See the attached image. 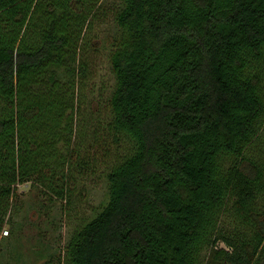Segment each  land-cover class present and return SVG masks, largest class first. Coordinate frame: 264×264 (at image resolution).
Here are the masks:
<instances>
[{
  "label": "trees",
  "instance_id": "obj_1",
  "mask_svg": "<svg viewBox=\"0 0 264 264\" xmlns=\"http://www.w3.org/2000/svg\"><path fill=\"white\" fill-rule=\"evenodd\" d=\"M99 167L59 264H264V0H0V231L18 184L70 206Z\"/></svg>",
  "mask_w": 264,
  "mask_h": 264
},
{
  "label": "rangeland",
  "instance_id": "obj_2",
  "mask_svg": "<svg viewBox=\"0 0 264 264\" xmlns=\"http://www.w3.org/2000/svg\"><path fill=\"white\" fill-rule=\"evenodd\" d=\"M112 34L109 18L108 22L94 27L90 38L92 48L88 58L93 78L89 87L94 88L93 99L99 97L102 85L106 87L107 95L113 82L107 62ZM92 106L93 109L97 107L95 103ZM99 168L94 175L82 178L70 206L55 198L49 200L34 182L18 184L6 223L0 231V264H59L71 227L80 223L83 217H94L107 200L106 184L102 168ZM5 231H8L7 236ZM220 246L224 247V244Z\"/></svg>",
  "mask_w": 264,
  "mask_h": 264
},
{
  "label": "built area",
  "instance_id": "obj_3",
  "mask_svg": "<svg viewBox=\"0 0 264 264\" xmlns=\"http://www.w3.org/2000/svg\"><path fill=\"white\" fill-rule=\"evenodd\" d=\"M4 235L7 236V235H8V231H5V232H4Z\"/></svg>",
  "mask_w": 264,
  "mask_h": 264
}]
</instances>
